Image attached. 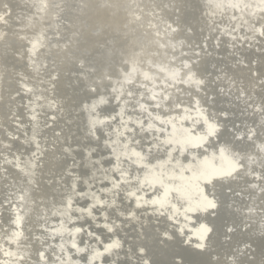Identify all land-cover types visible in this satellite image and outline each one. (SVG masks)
<instances>
[{"label": "water", "instance_id": "1", "mask_svg": "<svg viewBox=\"0 0 264 264\" xmlns=\"http://www.w3.org/2000/svg\"><path fill=\"white\" fill-rule=\"evenodd\" d=\"M38 1L41 12L44 2ZM185 1L189 14L182 26L195 34L200 53L175 44L172 56L141 57L139 62L137 48L125 52L117 44L98 50V61L86 55L72 59L69 92L76 105L62 113L66 127L76 124L80 130L79 146H71L67 133L60 134L56 159L61 163L65 155L70 159L80 153L82 169H96L107 187L88 194L83 211L63 197L60 215L69 220L72 212L78 217L82 212L87 218L93 208L103 206L97 195H122L117 182L129 190L123 194L126 199L121 197L126 215H120L132 235L127 243L113 234L122 229L119 224L112 230L100 225L108 241L97 242L100 248L89 247L87 253L76 249L71 243L75 234H69L68 249L88 264H264V0ZM38 46L35 41L27 48L29 67L37 71L38 80L24 87L30 99L29 124L21 141L31 147L41 134L45 108H52L39 78L43 60L37 57ZM109 55L122 67H115L118 80H109L104 91L107 81L99 77L109 72ZM87 94L96 96L85 101ZM91 142H100L109 157L93 158ZM108 159L114 167L103 168ZM123 163L143 169L139 178H133L134 169L118 173ZM13 166L33 185L32 158H15ZM74 169L63 170L71 194L79 181ZM209 200L215 208L205 207ZM115 205L109 206L115 211ZM143 208L149 210L141 212ZM14 218L12 225L18 228ZM18 231L11 233L12 246L21 239ZM61 254L69 263L66 252ZM36 256L43 262L40 253Z\"/></svg>", "mask_w": 264, "mask_h": 264}, {"label": "bare ground", "instance_id": "2", "mask_svg": "<svg viewBox=\"0 0 264 264\" xmlns=\"http://www.w3.org/2000/svg\"><path fill=\"white\" fill-rule=\"evenodd\" d=\"M42 1L44 6L39 12L38 0H0V264H88L81 255L74 257V251L68 249L69 234H75L76 240L71 243L76 249L87 253L89 247L100 248L97 242L108 241L107 230L100 228V225L112 230L115 224H119L122 229L113 234H117L121 242L127 243V237L132 235L122 226L124 221L120 215H126L121 204L122 199H126L123 194L129 190L127 185L117 182L122 195L116 193L118 196L115 194L102 199L97 195L103 206L98 210L93 208L87 218L82 212L79 217L72 212L69 220L60 215L63 197L73 199V205L76 203V208L83 211L84 198L91 193L99 194L101 189L107 187L96 169H82L84 162L80 153L71 154L70 159L65 155L67 160L61 163L56 159L55 142L61 137L60 134L67 133L71 146L76 149L79 146L76 139L80 130L76 124H72V129L66 127L63 121L67 120V116L62 113L76 105L69 92L72 88L69 81L71 62L85 55L98 61V50H109L117 44H121L125 52L137 48L140 55L135 58L139 62L141 57L165 59L172 56L175 44L186 52L188 49L189 52L195 50L200 53V50L194 45L195 34L182 26V19L189 14L185 0ZM262 17L261 21H264V14ZM35 41L40 43L37 57L43 60L39 77L43 81L41 86L52 108H45L46 112L41 116L43 122L39 123L41 134L36 137V146L31 147L29 142L21 139L29 124L26 117L30 99L24 87L38 80L34 74L37 71L34 69L32 72L33 69L29 67L27 51ZM112 53L120 55L115 50ZM108 58L111 59L109 72L99 77H105L107 81L102 84L104 91L109 86V80H118L115 67H122L117 57L109 55ZM131 58L134 59L133 56ZM75 73L72 72V75ZM95 96L87 94L83 100ZM108 110L113 112V109ZM226 134L228 137L229 134ZM144 144L149 146V143ZM90 145L96 149L93 158L109 157L100 142H91ZM15 158L18 161L32 158L33 185L26 184L25 179L14 170ZM101 164L103 168L114 167L112 159ZM64 167H75L74 172L79 177L74 194L69 191ZM134 168L129 163H123L117 172L129 174ZM142 170L134 169L136 174L133 178L138 179ZM112 178L118 181V177ZM112 203L116 204L115 211L109 206ZM147 210L143 208L141 212L146 213ZM100 213L103 218H100ZM14 216L20 223L19 229L12 225L13 221L16 222ZM17 230L21 233V239L14 240L16 244L12 246L9 243L11 233ZM62 250L66 252L69 263L62 257ZM36 252L40 253L43 262H39ZM107 262L102 260L101 264ZM112 264L121 263L114 261Z\"/></svg>", "mask_w": 264, "mask_h": 264}, {"label": "snow or ice", "instance_id": "3", "mask_svg": "<svg viewBox=\"0 0 264 264\" xmlns=\"http://www.w3.org/2000/svg\"><path fill=\"white\" fill-rule=\"evenodd\" d=\"M0 19H2V17H0ZM211 134V133H210ZM206 175V174H205ZM208 179H211V176H208L207 177ZM205 207L206 208H215L216 207V204L213 202V201H211V200H209L208 202H207V204L205 205ZM207 231H209V229H205V232H207ZM145 264H147V262H145Z\"/></svg>", "mask_w": 264, "mask_h": 264}]
</instances>
